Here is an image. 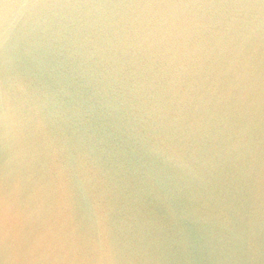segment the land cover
<instances>
[{"label":"water","instance_id":"95a60500","mask_svg":"<svg viewBox=\"0 0 264 264\" xmlns=\"http://www.w3.org/2000/svg\"><path fill=\"white\" fill-rule=\"evenodd\" d=\"M0 264H264V0H0Z\"/></svg>","mask_w":264,"mask_h":264}]
</instances>
